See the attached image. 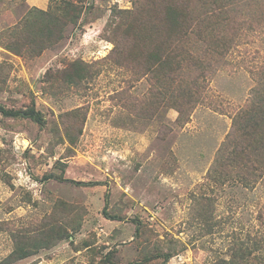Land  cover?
I'll list each match as a JSON object with an SVG mask.
<instances>
[{
    "label": "rangeland",
    "instance_id": "374dc122",
    "mask_svg": "<svg viewBox=\"0 0 264 264\" xmlns=\"http://www.w3.org/2000/svg\"><path fill=\"white\" fill-rule=\"evenodd\" d=\"M68 1L77 24L67 16L45 43L36 9L58 15L64 0H0V104L42 116L0 112V264H212L242 249V264H264V187L220 163L236 114L264 91V32L183 108L180 80L127 30L145 0Z\"/></svg>",
    "mask_w": 264,
    "mask_h": 264
},
{
    "label": "trees",
    "instance_id": "16d2710c",
    "mask_svg": "<svg viewBox=\"0 0 264 264\" xmlns=\"http://www.w3.org/2000/svg\"><path fill=\"white\" fill-rule=\"evenodd\" d=\"M145 1L146 4L138 9L136 7L137 15L127 30L135 36L136 41L143 38L152 43L153 51L149 53V59L162 67L164 81L172 83L180 80L174 101L183 108H190L197 103V92L203 86L206 74L226 61L231 50L242 43L251 31L264 32V0ZM64 2L58 15L36 9L50 16L46 22L40 20L44 25L40 36L45 43L54 38L56 41L59 39L57 35L69 22L65 20L67 16L72 17L75 25L80 18L82 9L68 0ZM157 4L159 7H155ZM69 10H72L71 14ZM58 21L59 30L55 33L52 29ZM261 68V78H264V66ZM263 92L259 100L249 103L236 114L232 131L220 149V163L222 167L227 166L230 173L235 171L239 174L244 185L254 186L260 181L264 187ZM0 112L6 116H30L37 121L42 120L35 107L14 110L0 104ZM257 218L264 227V201L258 208ZM262 239L255 241L260 246L255 245L257 259L264 257ZM240 252L230 260L219 258L212 264H242L240 257L245 255V249ZM28 253L26 249L14 251L6 262L14 263V260L28 256ZM170 258V253L164 255V261ZM243 264L246 263L243 261Z\"/></svg>",
    "mask_w": 264,
    "mask_h": 264
},
{
    "label": "crops",
    "instance_id": "0c3cea01",
    "mask_svg": "<svg viewBox=\"0 0 264 264\" xmlns=\"http://www.w3.org/2000/svg\"><path fill=\"white\" fill-rule=\"evenodd\" d=\"M36 2L37 3L35 4H37L39 7L45 8L47 6L48 0L47 1L46 0H36Z\"/></svg>",
    "mask_w": 264,
    "mask_h": 264
}]
</instances>
